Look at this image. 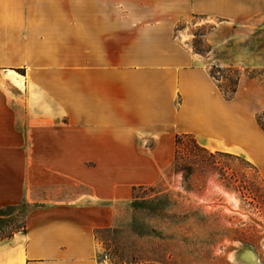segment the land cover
I'll return each instance as SVG.
<instances>
[{
  "label": "crops",
  "instance_id": "1",
  "mask_svg": "<svg viewBox=\"0 0 264 264\" xmlns=\"http://www.w3.org/2000/svg\"><path fill=\"white\" fill-rule=\"evenodd\" d=\"M263 12L264 0H0V219L25 209L0 264H111L97 234L172 166L178 136L244 159L264 185V82L240 75L225 97L174 36L191 16Z\"/></svg>",
  "mask_w": 264,
  "mask_h": 264
},
{
  "label": "rangeland",
  "instance_id": "2",
  "mask_svg": "<svg viewBox=\"0 0 264 264\" xmlns=\"http://www.w3.org/2000/svg\"><path fill=\"white\" fill-rule=\"evenodd\" d=\"M174 36L219 87L229 90L243 74L264 82V12L243 23L191 16L179 21ZM259 122L264 128V113ZM194 143L181 138L161 179L116 206L111 228L96 237L101 261L264 264V185L257 172L240 157ZM24 215L19 208L3 218L0 237L22 232Z\"/></svg>",
  "mask_w": 264,
  "mask_h": 264
},
{
  "label": "trees",
  "instance_id": "3",
  "mask_svg": "<svg viewBox=\"0 0 264 264\" xmlns=\"http://www.w3.org/2000/svg\"><path fill=\"white\" fill-rule=\"evenodd\" d=\"M209 74H210V73H209ZM210 76L213 78L212 74H210ZM213 79H214V78H213ZM214 80H215V79H214ZM236 81H237V80H236ZM236 81L234 82L233 86L229 88V90H225L224 88H221V87L218 86L219 89L222 91V93H223V95H224L225 97L230 98V97L233 95V93H234V91H235ZM183 137H189V138L193 139V138L190 137V136H178V137H176V139H175V145H176L175 156H176V152H177V145L179 144V141H180L181 138H183ZM193 141L195 142L194 144L196 145V147H199L198 144L196 143V141H195L194 139H193ZM199 148H200V147H199ZM174 161H175V158H174ZM2 220H3V219H0V222H1V223H2ZM22 229H23V228H22ZM10 236H12V235H10ZM10 236H7V237L2 236V237H0V241L5 240V239H8V238H10Z\"/></svg>",
  "mask_w": 264,
  "mask_h": 264
},
{
  "label": "built area",
  "instance_id": "4",
  "mask_svg": "<svg viewBox=\"0 0 264 264\" xmlns=\"http://www.w3.org/2000/svg\"><path fill=\"white\" fill-rule=\"evenodd\" d=\"M104 261H106V259L104 258Z\"/></svg>",
  "mask_w": 264,
  "mask_h": 264
},
{
  "label": "bare ground",
  "instance_id": "5",
  "mask_svg": "<svg viewBox=\"0 0 264 264\" xmlns=\"http://www.w3.org/2000/svg\"><path fill=\"white\" fill-rule=\"evenodd\" d=\"M248 259H250V258H248Z\"/></svg>",
  "mask_w": 264,
  "mask_h": 264
}]
</instances>
